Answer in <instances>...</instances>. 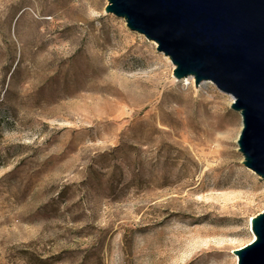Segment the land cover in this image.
Returning <instances> with one entry per match:
<instances>
[{
	"label": "rangeland",
	"instance_id": "obj_1",
	"mask_svg": "<svg viewBox=\"0 0 264 264\" xmlns=\"http://www.w3.org/2000/svg\"><path fill=\"white\" fill-rule=\"evenodd\" d=\"M108 0H0V264H237L264 211L242 117Z\"/></svg>",
	"mask_w": 264,
	"mask_h": 264
},
{
	"label": "water",
	"instance_id": "obj_2",
	"mask_svg": "<svg viewBox=\"0 0 264 264\" xmlns=\"http://www.w3.org/2000/svg\"><path fill=\"white\" fill-rule=\"evenodd\" d=\"M105 11L155 41L177 79L233 96L243 164L264 178V0H108ZM251 229L255 238L233 251L237 264H264V211Z\"/></svg>",
	"mask_w": 264,
	"mask_h": 264
},
{
	"label": "bare ground",
	"instance_id": "obj_3",
	"mask_svg": "<svg viewBox=\"0 0 264 264\" xmlns=\"http://www.w3.org/2000/svg\"><path fill=\"white\" fill-rule=\"evenodd\" d=\"M183 79H185V80H189V79H194L192 76H189V77H185V78H183ZM255 238V234L253 233V236H252V239H251V241L253 240ZM236 263H237V261H238V256L236 255Z\"/></svg>",
	"mask_w": 264,
	"mask_h": 264
}]
</instances>
